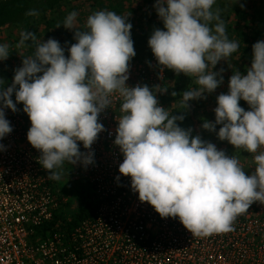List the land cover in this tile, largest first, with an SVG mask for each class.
Listing matches in <instances>:
<instances>
[{"label":"clouds","instance_id":"1","mask_svg":"<svg viewBox=\"0 0 264 264\" xmlns=\"http://www.w3.org/2000/svg\"><path fill=\"white\" fill-rule=\"evenodd\" d=\"M236 0L235 3H237ZM217 0H156L153 7L163 23L148 40L161 73L172 70L192 78L180 95L181 112L193 100L206 99L223 84V69L213 71L238 50L226 34ZM243 7V5H241ZM30 9L26 15H37ZM78 13L62 23L74 30L67 48L54 38L37 42L22 30L17 48L35 45L14 70L11 86L0 79V140L13 128L6 110L23 104L31 127L27 140L40 152L37 158L51 180H60L67 162L87 168L95 163L92 145L105 130L99 116L118 94L119 117L113 141L123 155L119 173L131 178V189L141 202L162 218H178L193 236L233 230V221L254 202L264 203V40L252 45L246 74L234 71L227 93L216 97L215 120L204 119L202 129L216 134L240 151L253 154L255 171L246 175L236 155L181 127L183 114L173 115L160 105L161 85L129 86L130 61L135 57L132 24L114 11L98 10L86 20L85 30L74 27ZM10 56L0 43V61ZM15 94V102L12 99ZM172 96H177L173 91ZM243 100L249 110L240 106ZM220 126L217 131V126ZM83 145L87 152L80 150ZM0 151L6 146L0 143ZM120 180V176L116 177Z\"/></svg>","mask_w":264,"mask_h":264},{"label":"built area","instance_id":"2","mask_svg":"<svg viewBox=\"0 0 264 264\" xmlns=\"http://www.w3.org/2000/svg\"><path fill=\"white\" fill-rule=\"evenodd\" d=\"M164 76L152 53L129 66L126 83L162 86ZM162 94L157 99L166 108ZM110 98L111 107L99 116L105 130L91 149L95 163L70 164V180L93 188L95 216L69 233L38 239L35 227L60 214L68 196L54 190L60 181L49 179L38 163L40 152L27 140L31 123L25 112L19 106L16 112L6 110L13 131L0 140L6 146L0 151V264H264V212L255 203L236 217L232 231L196 237L178 218H162L139 200L131 178L119 173L123 155L113 141L120 100L117 93ZM80 150L88 151L82 144ZM76 213L64 216L70 221Z\"/></svg>","mask_w":264,"mask_h":264},{"label":"trees","instance_id":"3","mask_svg":"<svg viewBox=\"0 0 264 264\" xmlns=\"http://www.w3.org/2000/svg\"><path fill=\"white\" fill-rule=\"evenodd\" d=\"M144 2L140 4L138 0H0V29L13 25L20 31H32L36 34L37 42L54 38L61 43L62 47H65V55L67 56V48L76 42L73 38L74 30L57 26L62 25L64 18L69 13L73 11L78 13L74 27L78 30H85L86 20L90 14L98 10L114 11L118 15L128 17V22L132 24L131 37L134 41V48L139 54L147 53L144 59H149L152 54L148 46L149 37L154 29L162 27V22L157 21L158 15L153 11V0H144ZM30 9L37 10L38 14L34 16L26 15ZM237 17L238 20L229 25L227 33L231 35L230 40L236 41L239 45L238 50L235 52L236 55L239 54L237 56L239 60L242 63L246 61L250 65L252 45L264 39V30L259 23L246 18L242 11L237 12ZM233 24L240 26V28ZM34 50L35 45L28 46L24 56L32 54ZM247 69L245 68V74ZM164 70L163 87L167 91L163 92L161 98L166 109H168L167 100L179 99L177 101L181 104L179 94L189 88L192 84V78L183 74L177 76L172 70ZM173 91L177 92V96H172ZM239 103L245 110H249V105L245 101L241 100ZM19 107L23 110V104ZM169 111L170 113L173 111V115L183 114L186 117V113L177 110V108ZM24 116L30 122L26 113ZM185 120L178 121L181 127ZM219 127L217 126V131ZM88 186L90 185L86 184L80 191L81 204L73 219L67 221L62 212L60 214L56 213L52 220L35 227L34 239L54 236L58 233H69L80 221L88 217L93 218L96 214L97 203L93 188L90 186L92 188L91 193L87 191ZM53 188L58 191L56 183L53 184Z\"/></svg>","mask_w":264,"mask_h":264},{"label":"rangeland","instance_id":"4","mask_svg":"<svg viewBox=\"0 0 264 264\" xmlns=\"http://www.w3.org/2000/svg\"><path fill=\"white\" fill-rule=\"evenodd\" d=\"M138 1L140 4L145 3L144 0ZM155 2L156 0H153V5ZM235 2L236 0H217L216 5H214V8H219L221 10V18L225 24L226 34L229 39H231V35L227 33L228 27H230V24L238 20L237 12L242 11L246 18L259 23L261 28L264 30V0H238L237 3ZM241 5H243V7H241ZM239 9L241 11H238ZM153 11L156 13L155 8ZM157 21L160 22L161 20L157 17ZM235 26L240 28L238 25ZM159 28L163 29V23L162 27ZM20 32L21 31L13 25H9L0 29V43H7L9 45L10 52V56L7 60L0 61V79L6 81L5 88L11 86L14 77V70L22 65V59L25 57L24 55L27 51V47L17 48L15 46L20 39ZM134 50L136 55L131 59L130 66L136 64L137 62L148 59H144L147 53L139 54L135 48ZM237 56H239V54L236 55V53H234L227 59V61L222 60L215 66L213 71H220V69L224 70L222 73L224 80L223 84H221L214 93H205L206 99L193 100L190 102V107L183 111L186 113V120L183 122L182 127L185 129L192 128L193 136L199 134L202 139L215 144L218 149L224 150L227 155H236L241 166L244 168L245 174L250 175L255 171V166L252 159L253 154L247 151H236L234 146L229 144L227 141H220L215 133L204 130L201 127L204 119L214 122V109L217 106L216 97L221 93H227L229 78L234 74V71L238 70L245 74V68H249L251 66V64H247L246 61L242 63ZM161 90H165L163 85L161 86ZM12 99L15 102V94H13ZM177 100H167V108L169 110L173 108L179 109L181 104ZM258 151H264V147ZM72 171L71 165L66 162L63 165L61 179L58 180L60 183L57 182L56 184L57 189L62 190L64 194L68 196V201L63 203L61 206V212L65 216H70L72 213L74 214L79 211V206L81 204L80 191L83 186L86 185V182L81 179L77 181L70 180L69 172L71 173ZM87 191L92 193V188L88 186ZM254 203L256 204L257 208H260V210L264 212V203ZM254 203L251 206H253Z\"/></svg>","mask_w":264,"mask_h":264}]
</instances>
